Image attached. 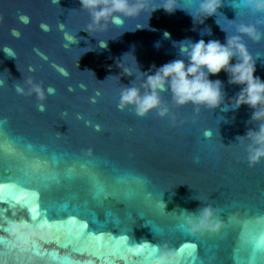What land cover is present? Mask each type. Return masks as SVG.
Segmentation results:
<instances>
[{"label":"water","instance_id":"1","mask_svg":"<svg viewBox=\"0 0 264 264\" xmlns=\"http://www.w3.org/2000/svg\"><path fill=\"white\" fill-rule=\"evenodd\" d=\"M163 2L151 0L138 18L90 36V17L79 0H0V183L19 181L0 190V264H160L165 248L175 252L177 264H264V162L249 166L247 141L236 140L256 126L252 109L177 108L167 92L162 100L170 118H140L117 106L120 91L134 80L116 67L124 54L133 53L141 71L149 72L178 58L174 42L226 39L216 17L198 26L182 10H158L150 18L151 8ZM198 2L179 0L191 9ZM234 2L225 0L220 10L228 20L235 18ZM217 19L226 25L223 16ZM204 28L212 35L201 36ZM107 42L106 49L99 47ZM244 42L257 60L255 75L264 80V40ZM124 62L139 75L131 54ZM29 77L42 85L44 100L15 91ZM211 78L223 82L226 102L240 90L223 72ZM140 84L137 79L133 86ZM5 142L28 160L7 155ZM53 154L60 163L49 171L61 174V184L30 195L37 184L21 179L22 169ZM86 160L108 161L96 171L110 183L123 180L134 195L110 193L96 204L84 181L63 179L67 168ZM209 205L223 209L218 234L177 230L181 209ZM253 241L259 245L255 259ZM188 243L196 248L181 253Z\"/></svg>","mask_w":264,"mask_h":264},{"label":"clouds","instance_id":"2","mask_svg":"<svg viewBox=\"0 0 264 264\" xmlns=\"http://www.w3.org/2000/svg\"><path fill=\"white\" fill-rule=\"evenodd\" d=\"M79 4L90 17L85 30L90 35L93 31L104 32L110 25L120 26L126 19L138 18L150 8L151 0H79ZM230 6L235 11L232 20L220 12L225 7V0H199L194 9L181 7L179 0H164L160 7L151 8L150 18L158 10L170 15L182 10L195 20L197 26L203 25L208 18L216 17V23L226 34V39L223 43L215 39L192 41L190 38L174 42L178 58L149 72L141 71L133 53L124 54L117 60L119 63L116 62V67L122 76L134 77V80L131 86H124L120 91L117 106L122 110L132 108L140 118L152 114L161 119L170 118V107L162 100V93L165 92L177 108L191 105L196 111L214 112L220 109L227 112L247 106L252 109L251 121L256 126L249 129L245 136L236 137V140L241 143L247 141V162L249 166H255L264 162V80L255 75L257 60L249 53L244 37L253 42L264 40V31L261 30L264 26V0H235ZM218 14L224 17L226 25L218 21ZM248 16L255 17V20L248 22ZM200 35L211 36V28H204ZM164 37L169 39V33L165 32ZM107 46L108 42L99 47L106 49ZM129 54L135 60L136 73L139 75L124 62V57ZM221 72L227 75L229 84L240 88L228 102L223 82L211 78L218 77ZM137 79H141L139 87L133 86ZM25 84L26 87L17 84L15 91L20 95L35 94L39 100H44L41 84L31 77ZM0 86H3V81H0ZM39 108L42 111L43 105H39ZM203 135L207 138L212 133L204 132ZM177 216L180 217L178 223L183 224L188 234L193 236L218 234L224 227L218 218V210L210 205L200 207L195 212L181 209ZM159 260L160 264H177L175 252L167 248L160 252Z\"/></svg>","mask_w":264,"mask_h":264},{"label":"snow or ice","instance_id":"3","mask_svg":"<svg viewBox=\"0 0 264 264\" xmlns=\"http://www.w3.org/2000/svg\"><path fill=\"white\" fill-rule=\"evenodd\" d=\"M4 123V121H0V125H3ZM4 150L7 155L15 156L22 161L28 160V157H26L24 154L16 152L12 144L9 142H5ZM29 151H31V146H29ZM59 163L60 158L53 154L50 160H44L43 162L39 163H31L28 164L26 168L22 169L23 177L21 179L28 183L35 182L37 184V188L29 192L30 195L38 197L40 190L48 191L53 185L59 186L61 184V174L49 171L50 165H58ZM100 163L107 165L109 162L86 160L82 163H79L78 168L75 165L67 168L63 173V179L69 182L76 179L84 181L89 186V194L92 201H94L96 204H103L110 193L115 192H121L126 198H131L134 193L124 187L125 182L123 180H117L115 183H110L108 180L101 177L100 173L96 171ZM114 171L116 170L114 169ZM18 183L19 181L14 182L12 185L0 183V190H3L5 187L15 186ZM136 183L138 187H140L142 186L143 182L138 180ZM38 207L39 206L36 205L31 208L33 220L36 219L35 214L37 213ZM85 207H87V201L85 202ZM217 210L218 212L223 211V209L220 208H217ZM108 215L111 216V213H108ZM218 218L221 219V217ZM21 223L23 224L24 221H21ZM153 230L155 232L160 231V229L156 228L155 226H153ZM177 230L182 234H188V231L183 224H178ZM5 231H9V229L5 228ZM196 239H198V237ZM252 243L254 245L252 250V258L255 259L256 253L259 250V245H255L254 241ZM194 248H196V243H188L181 247L179 251L183 253L186 249ZM189 254L191 255V253Z\"/></svg>","mask_w":264,"mask_h":264}]
</instances>
